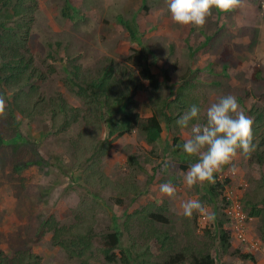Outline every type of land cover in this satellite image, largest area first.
Instances as JSON below:
<instances>
[{"label":"rangeland","instance_id":"1","mask_svg":"<svg viewBox=\"0 0 264 264\" xmlns=\"http://www.w3.org/2000/svg\"><path fill=\"white\" fill-rule=\"evenodd\" d=\"M37 1L29 48L35 65L45 72L52 71L46 79L36 81L47 99L56 100L61 95L70 106L84 108V100L70 81L75 77L74 70L80 69L81 82L111 66L118 69L120 77L124 70L134 69L137 74L129 56L142 48L150 51L153 71L162 82L158 91L148 87L135 96L142 116H151L157 104L174 98L171 91L185 80L190 90L187 106L180 115H174L158 140L150 142L139 129L122 136L115 134L111 138L112 149L100 156L102 170L111 178L123 181L126 175L133 176L137 190L128 195L99 183L89 186L83 180L87 174L84 167L97 159L92 151L85 153L81 161L77 159L73 141L81 130L93 128L83 118L65 131H56L50 113L28 118L16 109L14 116L0 115V132L5 138L0 145V249L10 256L31 250L39 255L41 264H82L81 258L71 257L55 244L52 232L44 226L55 214L61 224L76 222L64 199L65 194L74 191L91 207L98 205L95 234L102 239L113 231L116 219L123 245L131 244L132 236L147 225L138 215L129 217L130 214L151 202L165 207L169 222L160 225L169 231L174 249L160 250L153 243L156 262L168 260L190 243L185 234V224L190 219L193 243L209 251L216 264H264L260 231L264 213H251L255 208L264 209V171L255 159V149L248 155L238 151L224 164L217 172L220 182L215 178L214 183L205 181L189 188L184 175L198 157L182 151L190 128L181 129L176 124L193 104L200 107L199 122L204 123L207 107L224 94L236 96L248 117L254 105L264 111V78L253 79L256 67L261 68L264 77V0H241L226 13L213 9L199 27L173 21L166 0H69L73 7L69 17L62 13L65 0ZM125 23L138 32L137 37L131 36ZM105 109H100L103 115L96 113L93 120L107 124ZM104 128L100 138L108 135L107 126ZM167 182L176 188L174 197L159 191V186ZM212 186L216 188L215 195L211 194ZM189 199L200 200L223 223L230 211L245 214V241L233 236L232 225L227 223L223 230L229 232L230 247L224 253L219 238L213 236L209 227L202 226L205 215H182L181 204ZM115 252L119 258L120 250ZM243 254L252 257L245 258ZM88 260V264H104L102 256ZM114 264L122 263L117 259Z\"/></svg>","mask_w":264,"mask_h":264},{"label":"trees","instance_id":"2","mask_svg":"<svg viewBox=\"0 0 264 264\" xmlns=\"http://www.w3.org/2000/svg\"><path fill=\"white\" fill-rule=\"evenodd\" d=\"M37 7V0H0V96H3L5 100L3 106L0 107V115L14 116L16 109L28 118H35L41 113H50L52 128L56 131L62 129L65 131L83 118L87 125H92L93 128L89 131L81 130L77 139L73 141L78 154L77 159L81 161L84 154L91 151L97 157L84 167L87 174L83 180L89 186L94 187L99 183L123 192L125 195L135 193L137 185L133 181V176L126 175L123 181L111 178L102 170L100 156L108 154L112 149L111 138L115 134L122 136L139 129L145 133L150 142L158 140L165 127L175 119L174 115H180L183 107L187 106L186 97L190 90L188 81L185 80L175 91H171L175 97L170 101H164L163 105L157 104L151 116H142L137 109L138 102L135 96L139 91L146 90L148 87L158 91L162 85L158 74L153 71L149 58L150 51L142 48L135 50L129 56L137 67L135 68L137 74L134 69L124 70L120 72L122 75L120 77L117 75L118 69L111 66L106 67L102 73L92 77L91 80L81 82L78 76L80 69L74 70L75 77L70 81L76 87L75 93L84 100V108L70 106L61 95L56 100L53 97L47 99V96L40 93V86L36 81L46 79L48 73L52 71L45 72L37 67L29 48V37L35 23L34 14ZM72 9L70 1L65 0L63 15L69 17V11ZM125 25L131 36L137 37L138 32L132 29L129 23ZM166 77L167 80L170 79L168 74ZM263 78L261 68L256 67L253 79L262 80ZM26 87H28L27 90ZM102 108H106L108 112V117L105 119L107 124L93 120L96 113L103 115L100 110ZM117 114L120 115L116 118ZM249 115L253 122L255 159L264 171V111L254 105L249 109ZM59 119L62 121L58 122ZM57 125L60 129H57ZM104 125L108 128V135L100 138L101 130L105 129ZM4 139V135L0 132V145ZM175 140L178 141V137H175ZM132 159L134 157H131ZM215 178L220 180L217 173H215ZM210 191L215 195V186H212ZM64 199L75 216L76 222L71 225L61 224L58 215L55 214L45 222L44 226L52 232L53 242L66 249L71 257L81 258L82 264H88V259L95 256H102L104 264H114L117 259L122 264H216L215 258L209 251L193 243L191 234L194 230L190 219L185 224V234L190 243L181 251L171 255L168 260L156 262L153 259L155 257L153 243H157L160 250L174 249L170 242L169 231L160 225L169 222L168 216L163 211L166 208L163 206L161 208L156 202H151L140 211L136 210L129 215V217L138 215L147 225L137 236H132L134 240L131 244L123 245L121 244L122 230L116 223V219L113 231L105 234L101 239L93 230L94 214L98 205L91 207L89 202L74 191L68 195L65 194ZM251 213L261 215L264 209L255 208ZM223 224V220L215 217L214 224L207 229L214 237L219 238L223 244V251L226 253L230 247V237L229 232L223 230ZM260 231L261 238L264 240V222ZM116 249L120 250L119 258L115 252ZM87 256L88 259L83 258ZM243 257L251 258L252 256L243 254ZM38 259L39 255L31 250H20L14 256H10L0 249V264H41Z\"/></svg>","mask_w":264,"mask_h":264},{"label":"clouds","instance_id":"3","mask_svg":"<svg viewBox=\"0 0 264 264\" xmlns=\"http://www.w3.org/2000/svg\"><path fill=\"white\" fill-rule=\"evenodd\" d=\"M166 3L173 21L199 27L206 23L213 9L226 13L237 5L238 0H166ZM4 103V97L0 96V107ZM200 115V107L193 104L176 120L181 129L190 128V136L184 140L182 151L188 156L198 157L197 162L191 164L184 175V182L189 188L205 181L214 183L215 173L230 162L238 151L248 155L255 147L253 122L240 108L236 96H218L207 107L204 123L199 122ZM193 120L197 123L193 124ZM159 191L168 197L176 194V188L171 182L161 184ZM181 209L182 215L187 218L194 213L205 215L209 220L215 218L198 199L184 201Z\"/></svg>","mask_w":264,"mask_h":264},{"label":"built area","instance_id":"4","mask_svg":"<svg viewBox=\"0 0 264 264\" xmlns=\"http://www.w3.org/2000/svg\"><path fill=\"white\" fill-rule=\"evenodd\" d=\"M227 223H231L232 225V230H233L232 235L236 236L241 241H245L246 236L244 234V230L248 226L247 216L243 213H233L232 211H230L229 215L225 219V224H224L225 228L227 227ZM201 224L204 228L205 227L211 228L212 225L214 224V219L209 220L207 219L206 216H203V218L201 219ZM254 247L256 246L254 245ZM256 249H258V247H256Z\"/></svg>","mask_w":264,"mask_h":264}]
</instances>
